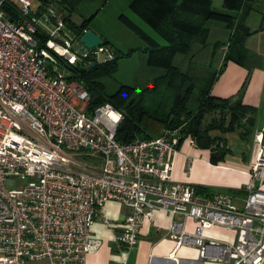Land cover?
Masks as SVG:
<instances>
[{
    "label": "built area",
    "instance_id": "built-area-1",
    "mask_svg": "<svg viewBox=\"0 0 264 264\" xmlns=\"http://www.w3.org/2000/svg\"><path fill=\"white\" fill-rule=\"evenodd\" d=\"M38 33L47 37L42 46ZM81 35L53 3L36 10L32 0H0V264H87L102 245L91 228L109 200L129 209L115 236L120 247L136 245L142 222L162 209L174 217L168 236L198 247L200 257L260 264L264 158L250 165L242 207L228 193L201 197L193 185L174 181L177 129L122 143L116 137L122 111L111 102L89 110L84 85L57 70L61 59H114L109 46L90 49ZM87 150L99 164L84 165L72 153ZM14 178L29 181L17 189ZM187 218L195 223L192 232L185 230ZM214 226L235 230V242L205 238Z\"/></svg>",
    "mask_w": 264,
    "mask_h": 264
},
{
    "label": "trees",
    "instance_id": "trees-1",
    "mask_svg": "<svg viewBox=\"0 0 264 264\" xmlns=\"http://www.w3.org/2000/svg\"><path fill=\"white\" fill-rule=\"evenodd\" d=\"M85 0H43L40 7H45L51 3L57 5L59 10L68 22L69 27L77 34L89 28V19L80 22L74 20L73 15L77 13L79 6ZM101 5L109 0H97ZM253 0H222L223 10L213 7V0H129L128 8L146 23L165 44H160L143 29L125 16H121L122 21L140 38L145 41V47L141 50L147 54V62L154 67L165 68L167 76L172 79L177 77L181 81L170 86L175 89V99L169 108L159 112L158 106L150 108L144 106L140 101H127L125 95L132 87L121 86V90L116 93H108L106 86L99 77L101 75L112 74L116 70L118 57L114 54V59L108 61H96L88 58L84 62L87 67L75 66L61 59L73 72L69 79L80 81L90 94L89 110L111 102L123 113L117 128V139L124 142H131L135 139H144L158 136L163 130L177 129L180 139L190 137L196 147L208 148L210 150V161L216 163L223 159L228 152L226 141L221 136H212L211 132L219 131L228 133L239 130L245 137L250 134L255 118L256 108L243 103L242 93L245 81L241 88L234 95L229 97H218L211 94V86L219 75L223 72L228 61L241 63L232 57L227 51L224 53L218 70L214 73L211 86L204 91L198 105L193 108L187 107V101L192 98L188 93L181 94L182 83L188 79V72L180 73L178 67L173 65V59L178 52L190 50L196 42L205 45L209 35L208 22H218L232 33V39L239 26L238 15L246 2ZM8 15L14 19L18 12L4 6ZM250 33H246V36ZM39 45H44L47 37L38 33ZM105 45L112 49L110 43L105 40ZM230 48L228 45L227 49ZM130 53V52H129ZM128 53V55H129ZM83 62V63H84ZM96 65H92V63ZM246 80V79H245ZM124 104V108L122 105ZM262 144L264 145V131L262 132Z\"/></svg>",
    "mask_w": 264,
    "mask_h": 264
},
{
    "label": "crops",
    "instance_id": "crops-1",
    "mask_svg": "<svg viewBox=\"0 0 264 264\" xmlns=\"http://www.w3.org/2000/svg\"><path fill=\"white\" fill-rule=\"evenodd\" d=\"M60 13L63 15V12ZM253 36L246 42L264 47V43L259 42L261 33L257 32ZM262 36L264 38V33ZM244 81L243 103L257 109L251 133L243 137L239 130L223 134L219 131L211 132L212 136L223 137L228 148L223 159L216 163L210 161L208 148L196 147L190 143L189 137V140L183 139L174 155L171 171L174 181L193 185L199 196L210 198L215 193H228L239 207H242L246 195L244 187L249 181L250 165L259 155L264 158V145L259 142L264 131V70L254 65L228 61L211 86V94L229 97L238 92ZM260 177L259 189L264 190V166L260 168ZM128 212L129 209L119 200L105 203L91 228L92 237L101 239L102 245L88 256L87 264H233L226 260L202 258L198 247L178 244L170 238L168 228L174 217L162 209H154L151 219L142 222L136 245L120 247L115 236L121 231ZM184 226L186 231L192 232L195 223L187 218ZM203 235L215 242L234 243L236 231L214 226L205 229ZM32 264L48 263L41 261ZM260 264H264V255Z\"/></svg>",
    "mask_w": 264,
    "mask_h": 264
},
{
    "label": "rangeland",
    "instance_id": "rangeland-1",
    "mask_svg": "<svg viewBox=\"0 0 264 264\" xmlns=\"http://www.w3.org/2000/svg\"><path fill=\"white\" fill-rule=\"evenodd\" d=\"M43 0H32L33 9H38ZM129 0H109L101 5L97 0H85L73 15L74 20L80 22L89 19V28L107 40L112 46V51L118 57L116 70L112 74L101 75L99 80L105 84L108 93H116L121 86L132 87L125 95L127 101H140L144 106L157 108L160 113L169 108L175 99V89L181 81L175 77L171 84L165 68L154 67L148 64L147 54L141 49L145 47V41L140 38L122 21L121 16L138 25L160 44L165 41L158 36L146 23L136 16L128 8ZM222 0H213L212 5L217 10H223ZM239 26L232 39V33L218 22H208L209 35L205 45L194 43L190 50L178 52L173 65L178 67L180 73L188 72V79L182 83L181 94L188 93L191 100L187 101V107H196L204 91L212 82L214 73L218 70L224 53L227 51L232 57L245 65H254L255 68L264 70V47L246 42L255 33H261L259 42L264 43V0H253L246 2L238 15ZM263 31V33H262ZM250 33L246 36V33ZM258 37V36H253ZM250 40V39H249ZM228 45L230 48L227 49ZM83 47V44H79ZM130 52V53H129ZM129 53V55H128ZM102 54L100 62L106 58ZM84 61H77L75 66L86 68ZM57 70L66 76L73 74L72 70L59 61ZM174 85L173 87H170ZM124 108V104L122 105ZM184 140H189L188 137ZM74 156L81 160L84 165L99 164L98 156L91 155V151L74 152ZM85 168V167H83ZM29 179L14 178L11 185L13 188L21 189L27 185Z\"/></svg>",
    "mask_w": 264,
    "mask_h": 264
},
{
    "label": "water",
    "instance_id": "water-1",
    "mask_svg": "<svg viewBox=\"0 0 264 264\" xmlns=\"http://www.w3.org/2000/svg\"><path fill=\"white\" fill-rule=\"evenodd\" d=\"M80 40L90 49L105 44V40L90 28L86 29L83 32V34L80 37ZM92 65H96V63L94 62L92 63Z\"/></svg>",
    "mask_w": 264,
    "mask_h": 264
}]
</instances>
